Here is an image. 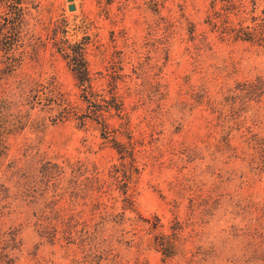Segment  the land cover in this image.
Wrapping results in <instances>:
<instances>
[{"label":"rangeland","instance_id":"obj_1","mask_svg":"<svg viewBox=\"0 0 264 264\" xmlns=\"http://www.w3.org/2000/svg\"><path fill=\"white\" fill-rule=\"evenodd\" d=\"M256 1L0 0V32L27 13L17 50L0 34V264H264V92L235 87L264 79V50L224 35L262 22ZM64 38L122 116L83 121ZM109 131L133 153L118 174Z\"/></svg>","mask_w":264,"mask_h":264},{"label":"trees","instance_id":"obj_2","mask_svg":"<svg viewBox=\"0 0 264 264\" xmlns=\"http://www.w3.org/2000/svg\"><path fill=\"white\" fill-rule=\"evenodd\" d=\"M254 4L257 5V1L254 0ZM255 12V11H254ZM262 14L264 15V9H262ZM15 17L11 21V24H5L1 26V35L9 36L11 42H7V46H5V50L7 49L8 52H12L13 50H17L19 47L18 40L20 39L21 35H23L24 32V24L26 20V11L23 8H17L15 9ZM255 16L252 17L254 19ZM256 19V18H255ZM254 19V20H255ZM7 28V32H5ZM190 37L189 40H194L195 36H197L195 30H190ZM224 35L227 36L228 39H234V40H243V41H250L254 45H258L264 50V17L262 19V22L258 23L255 22L252 25L243 26V23L241 24H234L229 26L225 32ZM201 37V34H200ZM199 37V39H200ZM198 37H196L197 39ZM195 39V40H196ZM206 38L202 37V41H204ZM64 41H61V47L59 48V52L64 56V58L67 60L68 64L71 67V70L73 71L75 77L78 79V85L82 90V103L81 108L84 111L83 121L85 119L94 118L97 120V118H105L106 112H116L118 115L122 116L124 111V103L120 99V96L115 93L112 88L110 99H107L105 97H102V94L98 93L92 85V78L90 74L89 64L86 57V42H72L68 38H64ZM23 57V56H22ZM240 90H248L252 94H255L256 92L263 93L264 92V79L260 76H258L256 79L251 80L247 79L245 81H241L238 85H236ZM240 97V96H239ZM71 104H67L66 112L67 114L71 113ZM68 114V115H70ZM101 122L105 125V130H109V125L106 122V119H101ZM106 139L113 140L116 142V148L117 151L121 154L120 158L122 159L119 165H115V172L118 174V172L123 171V169H120L121 166L127 170V158H131L132 150L128 151L129 146L123 144V143H117L116 138L111 134V132H108V135H106ZM6 140V139H1ZM223 144L224 148L220 147L218 151L220 152H227L230 153L231 143L229 136L225 135L223 138ZM3 142V141H2ZM4 143V142H3ZM222 144V145H223ZM187 150H189V155H194L196 153V150H193L192 147L188 146ZM257 153L261 155L262 159H264V141L260 142V146L257 148ZM232 156V155H230ZM131 161L133 162V159L131 158ZM133 166V165H132ZM134 172H136L133 168L128 169L126 176H130V180L133 179ZM42 181H40L41 183ZM116 220V230L117 226L121 225L125 221V214H121L120 216H117ZM158 221L160 219L157 217V223H155L154 228H158ZM174 224L171 225L172 233L175 235V238L172 239V241H166L165 239L162 240V245L165 248L163 250V254L167 258H172L176 253H172V250L175 249V246L177 245V242L179 240L177 234H179V231L184 229V225L182 222L179 221H173ZM103 228V227H101ZM102 231V229H100ZM99 238V237H98ZM7 240V239H5ZM1 245V242H0ZM171 251L170 253L167 251Z\"/></svg>","mask_w":264,"mask_h":264},{"label":"water","instance_id":"obj_3","mask_svg":"<svg viewBox=\"0 0 264 264\" xmlns=\"http://www.w3.org/2000/svg\"><path fill=\"white\" fill-rule=\"evenodd\" d=\"M69 1H73V0H69ZM69 9H70V10H75V9H76V5H75L74 3H71V4L69 5Z\"/></svg>","mask_w":264,"mask_h":264}]
</instances>
